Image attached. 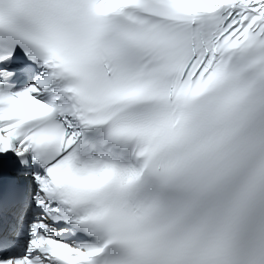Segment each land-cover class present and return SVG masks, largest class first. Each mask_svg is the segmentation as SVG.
I'll list each match as a JSON object with an SVG mask.
<instances>
[{
	"label": "snow or ice",
	"instance_id": "obj_1",
	"mask_svg": "<svg viewBox=\"0 0 264 264\" xmlns=\"http://www.w3.org/2000/svg\"><path fill=\"white\" fill-rule=\"evenodd\" d=\"M0 264H264V0H0Z\"/></svg>",
	"mask_w": 264,
	"mask_h": 264
}]
</instances>
